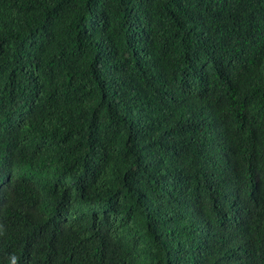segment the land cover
<instances>
[{"label": "trees", "instance_id": "1", "mask_svg": "<svg viewBox=\"0 0 264 264\" xmlns=\"http://www.w3.org/2000/svg\"><path fill=\"white\" fill-rule=\"evenodd\" d=\"M0 264H264V0H0Z\"/></svg>", "mask_w": 264, "mask_h": 264}, {"label": "clouds", "instance_id": "2", "mask_svg": "<svg viewBox=\"0 0 264 264\" xmlns=\"http://www.w3.org/2000/svg\"><path fill=\"white\" fill-rule=\"evenodd\" d=\"M3 226V222H2V219L0 218V228ZM18 257L16 258H13V264H18Z\"/></svg>", "mask_w": 264, "mask_h": 264}]
</instances>
